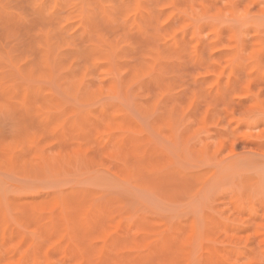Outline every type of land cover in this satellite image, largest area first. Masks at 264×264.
<instances>
[{"label": "rangeland", "instance_id": "rangeland-1", "mask_svg": "<svg viewBox=\"0 0 264 264\" xmlns=\"http://www.w3.org/2000/svg\"><path fill=\"white\" fill-rule=\"evenodd\" d=\"M0 264H264V0H0Z\"/></svg>", "mask_w": 264, "mask_h": 264}]
</instances>
